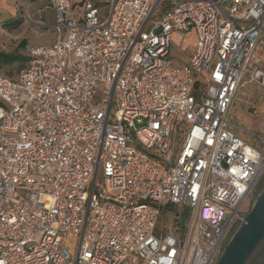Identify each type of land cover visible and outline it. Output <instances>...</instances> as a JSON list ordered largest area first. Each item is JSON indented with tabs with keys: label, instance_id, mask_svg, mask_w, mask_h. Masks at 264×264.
I'll use <instances>...</instances> for the list:
<instances>
[{
	"label": "built area",
	"instance_id": "built-area-1",
	"mask_svg": "<svg viewBox=\"0 0 264 264\" xmlns=\"http://www.w3.org/2000/svg\"><path fill=\"white\" fill-rule=\"evenodd\" d=\"M49 2L54 42L0 76V264H215L264 169L230 120L264 0Z\"/></svg>",
	"mask_w": 264,
	"mask_h": 264
},
{
	"label": "rangeland",
	"instance_id": "rangeland-1",
	"mask_svg": "<svg viewBox=\"0 0 264 264\" xmlns=\"http://www.w3.org/2000/svg\"><path fill=\"white\" fill-rule=\"evenodd\" d=\"M78 1L84 0H70L72 3ZM89 1L105 3L107 0ZM12 6L15 7L14 15H2L0 11V53L27 57L31 49L39 46H50L54 42L55 33L50 30L54 15L49 0H14ZM164 7L168 8L169 5ZM179 46L181 48H178ZM194 46L193 33H189L186 38L173 36L171 55L175 64H181L184 58L193 51ZM253 59L258 62L257 79L250 83L245 82L243 87L239 89L232 107L230 120L238 127L256 133L259 137H264V38L256 48ZM26 64L21 60L6 63L0 59V76L16 78L21 71L20 67L25 68ZM238 134L248 143H253V138L246 132L238 131ZM177 148H179V143ZM263 171L264 169L254 187L260 185L264 179ZM263 186L264 184L259 191ZM254 199L255 197L251 196L250 193L242 213L249 211ZM176 210L181 212V224L186 227L191 218L190 210L188 208H177ZM229 238L230 235L227 238L228 241ZM250 264H264V244Z\"/></svg>",
	"mask_w": 264,
	"mask_h": 264
},
{
	"label": "water",
	"instance_id": "water-1",
	"mask_svg": "<svg viewBox=\"0 0 264 264\" xmlns=\"http://www.w3.org/2000/svg\"><path fill=\"white\" fill-rule=\"evenodd\" d=\"M239 227L223 247L215 264H250L264 244V187ZM238 213V212H237Z\"/></svg>",
	"mask_w": 264,
	"mask_h": 264
},
{
	"label": "crops",
	"instance_id": "crops-1",
	"mask_svg": "<svg viewBox=\"0 0 264 264\" xmlns=\"http://www.w3.org/2000/svg\"><path fill=\"white\" fill-rule=\"evenodd\" d=\"M12 1H14V0H0V11H1V14H2V15L10 16V15H14V14H15V7L12 6ZM53 22H54V21H53ZM171 48H172V46H171ZM178 48H181V47L179 46ZM183 50H184V49H183ZM191 53H192V52H190V53L184 58V60L182 61L181 64H178V65H177V64H175V62H174V64H175L176 66H181V65L185 64V63L188 61V59H189ZM171 56H172V55H171ZM172 59H173V58H172Z\"/></svg>",
	"mask_w": 264,
	"mask_h": 264
},
{
	"label": "trees",
	"instance_id": "trees-1",
	"mask_svg": "<svg viewBox=\"0 0 264 264\" xmlns=\"http://www.w3.org/2000/svg\"><path fill=\"white\" fill-rule=\"evenodd\" d=\"M84 1L75 2L74 5H81ZM101 5H103V3H101ZM0 59H2V61H5L6 63H12L16 60H21L27 63V60H28L27 57L15 56V55L5 54V53H0ZM22 68L23 66L20 67V70H22Z\"/></svg>",
	"mask_w": 264,
	"mask_h": 264
},
{
	"label": "flooded vegetation",
	"instance_id": "flooded-vegetation-1",
	"mask_svg": "<svg viewBox=\"0 0 264 264\" xmlns=\"http://www.w3.org/2000/svg\"><path fill=\"white\" fill-rule=\"evenodd\" d=\"M263 173H264V171H263ZM264 184V179L261 181V183H260V185H258L257 187H254V189L252 190V192H251V196H253V197H255V199H256V197H257V195L259 194V190H260V188L262 187V185ZM264 187V186H263ZM262 190V189H261ZM255 201V200H254ZM245 214H246V211L245 212H243V216H245ZM239 225L240 224H235L234 226H233V228H232V230H231V234H230V237L232 236V234L236 231V229L239 227ZM230 239V238H229ZM228 241V240H227Z\"/></svg>",
	"mask_w": 264,
	"mask_h": 264
}]
</instances>
